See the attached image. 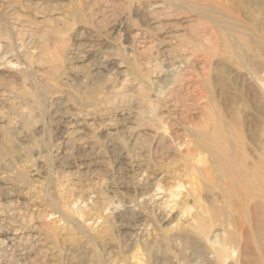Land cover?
I'll use <instances>...</instances> for the list:
<instances>
[{"label": "rangeland", "instance_id": "1", "mask_svg": "<svg viewBox=\"0 0 264 264\" xmlns=\"http://www.w3.org/2000/svg\"><path fill=\"white\" fill-rule=\"evenodd\" d=\"M192 1L239 25L243 45L255 41L246 59L229 60L215 43L221 29L214 19L179 0H0V264H81L83 247L88 264L211 259L198 244L181 242L193 225L175 217L185 193L172 175L154 185L150 137L139 138L147 166L132 162L137 121L125 120L146 106L150 116L165 114L167 128L185 134L213 108L236 111L249 149L253 130L262 132L264 176V95L249 96L244 68L259 66L257 57L264 68V0ZM170 65L174 76L156 83L155 72ZM124 78L138 84L133 96L142 103L112 111L110 88ZM75 129L78 141L68 139ZM159 213L175 219L162 224ZM251 214L246 234L253 239L237 255L252 258L260 239L264 264L263 189L260 233Z\"/></svg>", "mask_w": 264, "mask_h": 264}, {"label": "bare ground", "instance_id": "2", "mask_svg": "<svg viewBox=\"0 0 264 264\" xmlns=\"http://www.w3.org/2000/svg\"><path fill=\"white\" fill-rule=\"evenodd\" d=\"M179 1L190 5L197 12L196 14L199 13L210 19H214L221 29V34L215 43L229 60L236 63L241 62L245 58V49L254 47L253 43L255 41L251 38L248 39V44L243 45L242 41L245 36L243 29L230 19L217 16L210 6L197 5L192 0ZM172 14L171 16H173ZM42 47L43 53L47 54L49 48L45 45ZM257 58L260 61L259 66L250 67L248 66L249 64L244 66L249 74V82L247 84L248 90L251 92L249 96L255 100L260 99L259 96L263 97L262 94L264 95L262 57ZM176 69L174 65H170L168 71H156L154 75L156 83L165 78L167 74H175ZM132 70L138 71L134 65H132ZM110 89L112 99L115 102L111 109L112 111L122 112L127 107L142 103L138 98L133 96L139 90V86L131 79L124 78L117 82L116 86L112 85ZM162 104L164 105V103ZM258 107H262L260 103H258ZM212 110L211 112L204 113L201 120L189 126L185 131L186 133L183 134L167 128L168 125L164 121L165 114L157 113L150 116L149 109L146 106H141L137 112H133L132 116L125 118L128 124H133L134 121H137L138 127L137 130L130 133L132 143L129 144H131V153L134 157V161L132 160V162L136 165L147 166L148 161L140 156V151L144 147L141 142L142 139L140 140L139 138L150 137L153 145L152 160L153 163L158 164L156 167L157 174H153L152 181L154 185H157L159 183V176L168 177L172 175L174 187L181 188L184 191L186 199L179 203V213L175 217L180 216L177 221H187L189 219V221H193V225H191V230H188L187 235L181 238V242L192 247L198 244L199 248L203 250L204 255L206 253L211 254V259L206 258L204 264H262L260 239L256 240L254 256L252 258H249L247 254L237 255L241 244L253 239L252 234H246L247 221L252 216L251 212H253L258 233L262 229V189L264 190L262 132L259 131L258 133V130H253L252 135L255 140L251 144L253 148L249 149L246 142V128L242 120L240 121L239 114L232 110L219 111L216 108ZM147 118L148 120L145 122L144 120ZM115 123L116 121H114ZM71 133L68 139L73 138L75 141L80 139L78 129H75ZM8 139L9 134L5 133L4 140L7 141ZM77 144L79 147L84 146L80 141ZM121 159L127 161V155L121 156ZM179 167H182L184 170H179ZM68 185L64 186L63 189L65 191L68 189ZM33 197H29V201ZM202 200H205L207 206L202 204ZM30 203H33V201H30ZM147 206L149 207V205ZM195 208H198L199 212H195ZM166 218V216L159 213L156 220L162 224L168 222L167 225H170L171 221L175 219L169 220ZM137 220L143 221L144 215L139 214ZM124 228L125 226L118 222V231H122ZM79 252V262L81 264H88L85 257L87 254L86 249L83 247L82 251L79 250Z\"/></svg>", "mask_w": 264, "mask_h": 264}]
</instances>
